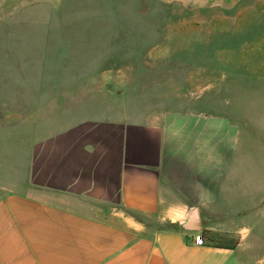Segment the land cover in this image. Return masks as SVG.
Wrapping results in <instances>:
<instances>
[{
    "label": "rangeland",
    "instance_id": "rangeland-1",
    "mask_svg": "<svg viewBox=\"0 0 264 264\" xmlns=\"http://www.w3.org/2000/svg\"><path fill=\"white\" fill-rule=\"evenodd\" d=\"M165 113L240 123L243 206L264 192V0H0L2 182L44 132Z\"/></svg>",
    "mask_w": 264,
    "mask_h": 264
},
{
    "label": "crops",
    "instance_id": "crops-1",
    "mask_svg": "<svg viewBox=\"0 0 264 264\" xmlns=\"http://www.w3.org/2000/svg\"><path fill=\"white\" fill-rule=\"evenodd\" d=\"M185 117L88 119L30 139L0 177V264H264V192L243 206L237 191L243 127ZM204 231L240 243L199 244Z\"/></svg>",
    "mask_w": 264,
    "mask_h": 264
},
{
    "label": "trees",
    "instance_id": "trees-1",
    "mask_svg": "<svg viewBox=\"0 0 264 264\" xmlns=\"http://www.w3.org/2000/svg\"><path fill=\"white\" fill-rule=\"evenodd\" d=\"M201 238H202V244L207 242L208 244H212L214 247L224 248V249H235L240 243L239 239H236L233 240L232 242L224 241V242H216L215 244H213V242L220 240L221 237L215 236L213 233L208 231H204L203 234L201 235Z\"/></svg>",
    "mask_w": 264,
    "mask_h": 264
},
{
    "label": "water",
    "instance_id": "water-1",
    "mask_svg": "<svg viewBox=\"0 0 264 264\" xmlns=\"http://www.w3.org/2000/svg\"><path fill=\"white\" fill-rule=\"evenodd\" d=\"M179 2L184 3L187 6H193L194 4H196L197 2H207L209 4H216V3H220V2H231L233 0H178ZM192 219H193V223L194 225L198 224L199 221V215L198 212L196 210H194V213L192 214ZM197 229V228H195Z\"/></svg>",
    "mask_w": 264,
    "mask_h": 264
},
{
    "label": "built area",
    "instance_id": "built-area-1",
    "mask_svg": "<svg viewBox=\"0 0 264 264\" xmlns=\"http://www.w3.org/2000/svg\"><path fill=\"white\" fill-rule=\"evenodd\" d=\"M198 243H199V244H202V238H201V237H199V239H198Z\"/></svg>",
    "mask_w": 264,
    "mask_h": 264
}]
</instances>
